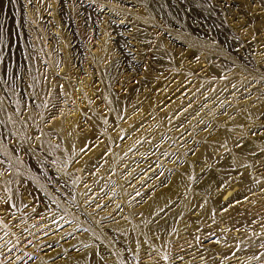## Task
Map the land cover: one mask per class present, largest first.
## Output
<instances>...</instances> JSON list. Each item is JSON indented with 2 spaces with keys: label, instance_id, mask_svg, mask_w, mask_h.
<instances>
[{
  "label": "rangeland",
  "instance_id": "obj_1",
  "mask_svg": "<svg viewBox=\"0 0 264 264\" xmlns=\"http://www.w3.org/2000/svg\"><path fill=\"white\" fill-rule=\"evenodd\" d=\"M262 142L264 0H0V264H261Z\"/></svg>",
  "mask_w": 264,
  "mask_h": 264
},
{
  "label": "bare ground",
  "instance_id": "obj_2",
  "mask_svg": "<svg viewBox=\"0 0 264 264\" xmlns=\"http://www.w3.org/2000/svg\"><path fill=\"white\" fill-rule=\"evenodd\" d=\"M254 112V111H253ZM252 114H255L252 113ZM256 115V114H255ZM254 115V116H255ZM232 127H235L234 129H237V125L236 123H234L232 125ZM230 135H228L227 133L225 134L224 138H223V143L224 144H229L231 142V139H230ZM48 145V144H47ZM49 146V145H48ZM261 146L264 147V142L261 143ZM209 152V149L206 148L205 151L203 152V156H206ZM232 164L236 165V166H243L245 165V162H246V157L244 155V153L242 152H239V153H235L233 154L232 156ZM252 175L251 177L248 175L244 176L243 178V183H246L247 185L249 184H253L254 181H252ZM255 179V178H254ZM256 180V179H255ZM252 182V183H251ZM5 183V182H4ZM255 183V182H254ZM256 185V184H254ZM229 192V191H228ZM222 193V192H221ZM227 194V192H226ZM232 200V199H231ZM187 201L189 202H186L183 206H188L190 204V197L189 199H187ZM159 202H160V197H157L156 199H154L153 201H151L148 206H145L146 207V211L143 212V214H141V217H140V220H139V225L141 227H144L147 225V221L149 219V216L150 214L154 213L155 210L158 209V206H159ZM217 206H219V202L215 199H206L205 200V204L201 210V214L202 216H205V217H209L213 211L218 208ZM144 207V208H145ZM175 218V215L174 214H170L163 222L160 223L159 227L163 230L167 229L172 220ZM116 227V226H115ZM117 229V227H116ZM114 230V229H113ZM115 231V230H114ZM117 231V230H116ZM121 232V231H120ZM231 240V239H230ZM90 242V238H86L83 240V243H89ZM254 242L252 241L251 239H244L242 240L241 242L238 243V248L241 250V251H244V253L250 255L251 257H255L257 254H259L258 258L259 259H263V262L261 264H264V248L262 249V251H260L259 253L256 252V251H252L250 249V246H251V243ZM228 246L230 247V249H233L235 248V242L233 241H228ZM227 246V247H228ZM92 251V250H91ZM89 252L87 253L86 255H84V262L82 264H98V261H96V259H98L96 256V259L93 257V254L92 252Z\"/></svg>",
  "mask_w": 264,
  "mask_h": 264
}]
</instances>
